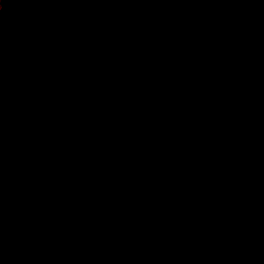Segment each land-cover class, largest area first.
Returning a JSON list of instances; mask_svg holds the SVG:
<instances>
[{
  "label": "water",
  "instance_id": "1",
  "mask_svg": "<svg viewBox=\"0 0 264 264\" xmlns=\"http://www.w3.org/2000/svg\"><path fill=\"white\" fill-rule=\"evenodd\" d=\"M0 264H264V0H3Z\"/></svg>",
  "mask_w": 264,
  "mask_h": 264
},
{
  "label": "clouds",
  "instance_id": "2",
  "mask_svg": "<svg viewBox=\"0 0 264 264\" xmlns=\"http://www.w3.org/2000/svg\"><path fill=\"white\" fill-rule=\"evenodd\" d=\"M3 8H4L3 0H0V11H3Z\"/></svg>",
  "mask_w": 264,
  "mask_h": 264
}]
</instances>
